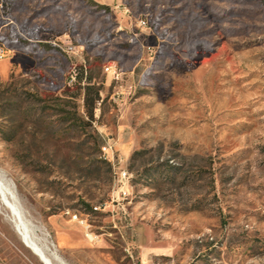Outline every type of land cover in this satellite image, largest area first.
I'll return each mask as SVG.
<instances>
[{"label": "rangeland", "instance_id": "rangeland-1", "mask_svg": "<svg viewBox=\"0 0 264 264\" xmlns=\"http://www.w3.org/2000/svg\"><path fill=\"white\" fill-rule=\"evenodd\" d=\"M0 173L68 264H264V0H0Z\"/></svg>", "mask_w": 264, "mask_h": 264}, {"label": "bare ground", "instance_id": "bare-ground-1", "mask_svg": "<svg viewBox=\"0 0 264 264\" xmlns=\"http://www.w3.org/2000/svg\"><path fill=\"white\" fill-rule=\"evenodd\" d=\"M13 183L0 173V215L41 264H68L57 253L45 228L26 211Z\"/></svg>", "mask_w": 264, "mask_h": 264}, {"label": "trees", "instance_id": "trees-1", "mask_svg": "<svg viewBox=\"0 0 264 264\" xmlns=\"http://www.w3.org/2000/svg\"><path fill=\"white\" fill-rule=\"evenodd\" d=\"M83 74L84 73L82 70L79 71L78 74H75V83L73 86L77 90L76 94L82 96L83 107L85 108L86 116L92 119L94 107L100 100V89L91 81V77H84ZM66 91L70 92V89H67ZM76 97L77 95H73L72 98ZM92 165L96 166L98 169L102 165V162L99 160H94L85 166V168H89Z\"/></svg>", "mask_w": 264, "mask_h": 264}, {"label": "built area", "instance_id": "built-area-1", "mask_svg": "<svg viewBox=\"0 0 264 264\" xmlns=\"http://www.w3.org/2000/svg\"><path fill=\"white\" fill-rule=\"evenodd\" d=\"M113 155V147L110 144L105 145L102 148V157H107L108 159H110ZM128 178H130V176L127 174L126 171H121L117 174V189H116V196L114 197L113 201L117 200L118 198L125 196L126 195V191L124 190L125 187L127 188L128 185ZM67 214H69L67 212ZM72 220L76 221L79 225H81L82 227L85 228V238L88 242L92 243L96 241V236H93V234L88 232L87 229V223L85 220L78 218L77 215H72Z\"/></svg>", "mask_w": 264, "mask_h": 264}]
</instances>
